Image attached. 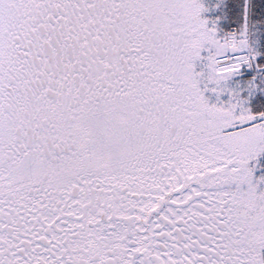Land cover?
<instances>
[{"label":"snow or ice","instance_id":"1","mask_svg":"<svg viewBox=\"0 0 264 264\" xmlns=\"http://www.w3.org/2000/svg\"><path fill=\"white\" fill-rule=\"evenodd\" d=\"M0 264H264V0H0Z\"/></svg>","mask_w":264,"mask_h":264}]
</instances>
